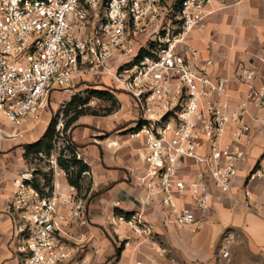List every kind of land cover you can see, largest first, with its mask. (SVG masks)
Here are the masks:
<instances>
[{"label":"built area","instance_id":"1","mask_svg":"<svg viewBox=\"0 0 264 264\" xmlns=\"http://www.w3.org/2000/svg\"><path fill=\"white\" fill-rule=\"evenodd\" d=\"M226 1L0 0V112L14 123L39 119L55 90L109 78L138 112L131 135L145 138L138 181L146 201H159L168 221L196 226V209L208 208L213 188L233 192L260 132L263 153L248 180L264 177V84L255 69L240 66L246 90L237 98L231 78L216 74L215 60L202 59L190 43L206 7ZM56 128H64V111ZM34 173L31 168L16 178L8 205L26 241L23 264H86L68 230L82 218L86 200L74 187L63 191L67 173L57 163L52 189L39 190ZM251 198L245 188L236 202L251 207ZM114 221L128 226L134 242L155 238V223L143 210ZM222 255L230 259L229 245Z\"/></svg>","mask_w":264,"mask_h":264},{"label":"crops","instance_id":"2","mask_svg":"<svg viewBox=\"0 0 264 264\" xmlns=\"http://www.w3.org/2000/svg\"><path fill=\"white\" fill-rule=\"evenodd\" d=\"M206 10L208 16L193 30L190 43L200 50L202 59L215 60L214 72L230 77L231 93L240 98L246 90L238 78L240 66L255 69L257 83L264 84V0L215 2ZM81 86H86L85 90L112 92L116 87L118 91L114 93L120 100L113 114L81 116L69 130L80 156L91 166L92 198L85 202L82 218L68 229L86 264H239L244 252L264 260V177L248 180L249 171L263 153L261 132L243 163L233 192L213 188L208 208L196 209L200 223L179 226L167 220L159 201H146L147 190L138 181L145 172V138L131 135L138 118L132 97L109 78L88 77ZM79 93L80 81L55 90L52 94L64 98L63 109L57 114L50 103L39 119L28 117L14 123L0 112V264L23 262L16 215L8 205L16 178L30 169L25 145L40 140L52 120L58 118V122L67 104ZM21 131L27 133L25 140ZM63 180V191H70L73 186L67 177ZM245 188L252 191L251 207L236 202L244 199ZM136 210H143L155 223L153 241L134 242L128 226L114 221L115 215ZM127 238L131 239V246L125 249ZM225 245L230 247L229 260L222 255Z\"/></svg>","mask_w":264,"mask_h":264},{"label":"trees","instance_id":"3","mask_svg":"<svg viewBox=\"0 0 264 264\" xmlns=\"http://www.w3.org/2000/svg\"><path fill=\"white\" fill-rule=\"evenodd\" d=\"M87 94V96H84L82 93L76 94L67 104L64 111V132L67 133L81 116L100 115L97 112L90 111L89 103L92 98L111 103V106L105 113L106 115L112 113L120 105L115 93L108 89H88ZM56 124L57 120L54 118L40 140L25 145V159L29 165L36 159H42L44 156L47 157L52 154L56 143V137H58L59 134L56 131ZM65 141L67 145L62 149L61 155L58 157V164L66 171L68 183L77 190L79 195L84 193V199L89 201L92 198V196H90L92 179L89 178L91 166L82 157L78 156V145L73 142L70 135H68ZM37 172L41 171L35 169V174H37ZM53 177V174L44 173L43 185L37 177H34V185L41 191H44V187H50V189H52ZM86 179H89V183L85 187L83 182Z\"/></svg>","mask_w":264,"mask_h":264},{"label":"rangeland","instance_id":"4","mask_svg":"<svg viewBox=\"0 0 264 264\" xmlns=\"http://www.w3.org/2000/svg\"><path fill=\"white\" fill-rule=\"evenodd\" d=\"M81 85H82V83L80 82V93H82L84 96H87L88 95L87 90H85L86 86H81ZM113 90H114V92L118 91V89L116 87H114ZM58 95H60V94H58ZM63 95L66 96L67 94L63 93ZM63 101H64L63 96L60 95L57 97V94H52L48 100L47 105L52 103V106L56 107V109H57V114H59L61 112V110L63 109V104H62ZM118 101H120V100H118ZM110 106H111L110 102L98 100L96 98H92L90 103H89L90 111L91 112H97L100 114V116H109V115L113 114L116 109L112 113H109L107 115L105 114ZM57 120H58V118H57ZM56 131L59 134H58V137H56V143H55L54 150L52 151V154L50 156H47V157L44 156L42 159H36L30 165V169L34 168V169H39L41 171V172H37V174L34 173V176L37 177L39 179V181L42 182V185L44 184V173L54 174V170L56 168V163L58 164V157L61 155L62 149L67 145V142L65 140H66V138H68L69 131L67 133L64 132L63 129L61 131L60 130L58 131L57 128H56ZM20 134H21L22 139L25 140L27 133L25 131H21ZM58 166H59V164H58ZM88 183H89V179H86L83 182L85 187L88 185ZM76 193L80 198H84V193L79 195L77 190H76ZM84 200L88 201L87 199H84ZM20 242L24 243V244L26 243L25 239H23ZM245 255L247 256V258ZM22 264H23V262H22ZM239 264H264V260H262L261 258L256 257V256L247 255L244 252Z\"/></svg>","mask_w":264,"mask_h":264}]
</instances>
